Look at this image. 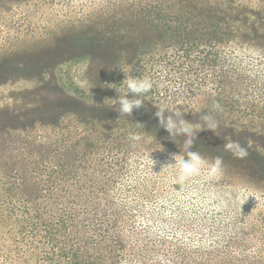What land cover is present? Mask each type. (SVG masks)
<instances>
[{
	"label": "rangeland",
	"instance_id": "rangeland-1",
	"mask_svg": "<svg viewBox=\"0 0 264 264\" xmlns=\"http://www.w3.org/2000/svg\"><path fill=\"white\" fill-rule=\"evenodd\" d=\"M189 2L193 0L179 5ZM197 3L226 4L234 16L239 10L238 17L223 23L234 30L226 39L224 63L235 81L228 91L236 103L226 116L196 113L207 105L208 92L216 94L214 87L184 92L175 84L180 76L171 85L174 92L183 91L177 105L144 98L142 107L121 115L115 103L119 96L140 97L112 76H129L138 48L120 38L121 58L110 55L104 41L114 20L149 0H0V150L80 145L77 151L89 152V164L79 178L93 177L99 184L109 180L107 198L121 214L119 230L150 240L153 264H264V175L257 178L251 172L259 163L264 166V38L249 37L246 31L253 25L264 30V0ZM142 23L135 20L133 30ZM160 36L151 30L146 43L159 42L157 49L164 52ZM158 106L170 109L164 112L165 122L171 116L178 127L183 120L203 125V130L173 137L155 115ZM205 117L217 122L215 131L207 128ZM136 122L167 133L159 136ZM131 134L141 135V141H131ZM190 138L207 141L224 157L219 179H208L202 170L178 181L172 155L187 161L183 141ZM86 139L94 144L87 146ZM228 141H238L248 156L234 157L225 150ZM200 155L209 163L218 157ZM165 164L172 165L163 170ZM0 264L19 263L7 261L0 247Z\"/></svg>",
	"mask_w": 264,
	"mask_h": 264
},
{
	"label": "trees",
	"instance_id": "trees-1",
	"mask_svg": "<svg viewBox=\"0 0 264 264\" xmlns=\"http://www.w3.org/2000/svg\"><path fill=\"white\" fill-rule=\"evenodd\" d=\"M197 1L202 0L183 7L179 5L181 0H149V5L114 20L111 36L104 44L110 55L122 58L124 46L119 39L128 38L129 45L136 43V59L128 77L153 81V89L144 98L177 105L183 91L205 93L213 86L216 94L208 92L207 105L196 113L226 116L235 111L236 103L235 95L228 91L235 81L224 63L226 39L234 30L224 28L223 23L238 17L239 10L235 9L234 16L226 4L201 7ZM135 20L143 21L138 31L133 30ZM151 30L164 39V52L157 49L159 42L146 43ZM246 31L249 37L264 38V30L255 25ZM98 42L96 45L101 44ZM112 77L127 91L124 74ZM173 79L182 86V92L171 89ZM214 103L220 105L218 111ZM136 124L140 129L151 126L159 136L167 133L146 122ZM192 140L188 149L220 157L207 141ZM86 143L94 144L92 139H86ZM54 146L0 150V247L6 260L19 264L30 260L34 264H123L126 260L153 264L151 241L119 230L122 217L115 202L107 198L109 180L108 184H99L93 177L79 178L89 164V152L78 153L80 145ZM251 169L257 178L264 175L260 163Z\"/></svg>",
	"mask_w": 264,
	"mask_h": 264
},
{
	"label": "clouds",
	"instance_id": "clouds-1",
	"mask_svg": "<svg viewBox=\"0 0 264 264\" xmlns=\"http://www.w3.org/2000/svg\"><path fill=\"white\" fill-rule=\"evenodd\" d=\"M123 71V69H122ZM127 83V91L128 93L134 94L136 97L129 99L127 95L119 96L118 100L115 103H119L120 108L119 111L121 115L124 114H132L134 109H139L143 105V99L147 93H149L153 87L154 83L149 78H138L132 77L129 78L126 75V79L124 80ZM108 100L105 101V103ZM159 110L155 113L157 117L160 118V124L162 127L166 128L168 132L174 137L177 133L187 134L189 137L194 136L195 132L203 130L204 126L200 124L192 125L183 120L179 122V127L177 126V122L173 120L171 116H169L165 122L164 112L166 109L164 107L158 106ZM213 108L218 111L220 109V105L218 103L213 104ZM175 111L176 115H180L179 110H171ZM205 120L209 121L207 123V128L215 131L217 128V122L213 121L211 117H205ZM139 126V125H138ZM129 139L133 142H139L142 139V136L139 134H131ZM193 140L190 138L186 141L184 148L185 152L188 156V160H184V158L177 159V155L173 154L172 159L175 161L174 164L178 165V181L180 183H184L188 181L192 177L199 176L202 173V170L206 172V176L208 179H219L223 175L224 165L223 159L221 157H216L214 162L209 163L204 157L200 155L198 152H190L187 151L188 147L192 145ZM135 146V144L133 145ZM225 150L231 151L233 156L239 159H244L248 156V150L243 147L238 141H228L225 145ZM172 164L163 165V170L168 168Z\"/></svg>",
	"mask_w": 264,
	"mask_h": 264
}]
</instances>
